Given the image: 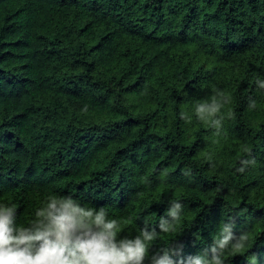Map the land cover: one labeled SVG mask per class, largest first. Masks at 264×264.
I'll list each match as a JSON object with an SVG mask.
<instances>
[{
    "label": "trees",
    "instance_id": "16d2710c",
    "mask_svg": "<svg viewBox=\"0 0 264 264\" xmlns=\"http://www.w3.org/2000/svg\"><path fill=\"white\" fill-rule=\"evenodd\" d=\"M258 80L264 0H0V204L27 226L71 194L135 237L175 200L145 264L164 247L204 254L224 223L248 235L225 264H264ZM217 92L218 134L195 111Z\"/></svg>",
    "mask_w": 264,
    "mask_h": 264
},
{
    "label": "clouds",
    "instance_id": "9594fccd",
    "mask_svg": "<svg viewBox=\"0 0 264 264\" xmlns=\"http://www.w3.org/2000/svg\"><path fill=\"white\" fill-rule=\"evenodd\" d=\"M257 84L264 89V80ZM218 96L227 102L223 93L217 92L210 102L195 108L198 119L210 122L217 134L223 120L217 115L222 107ZM249 107H256L254 100L250 99ZM181 117L191 122L186 114L181 113ZM250 163H255V158L242 160L238 171L243 173ZM182 212L183 204L171 201L166 214L159 218V232L175 231ZM16 215L17 209L0 204V264H145L149 245L158 238L157 227L149 230L147 222L135 237L120 236V221L111 218L103 207H90L71 194L49 196L27 226L17 224ZM233 227V223H224L202 255L185 257L182 245L164 247L151 255L149 264H225V249L230 245L234 250L243 249L248 241L246 233L237 237ZM251 264H256L255 256Z\"/></svg>",
    "mask_w": 264,
    "mask_h": 264
}]
</instances>
